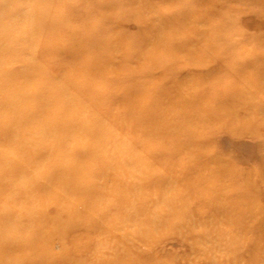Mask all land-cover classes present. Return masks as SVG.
Here are the masks:
<instances>
[{"label": "rangeland", "instance_id": "1", "mask_svg": "<svg viewBox=\"0 0 264 264\" xmlns=\"http://www.w3.org/2000/svg\"><path fill=\"white\" fill-rule=\"evenodd\" d=\"M0 32V264H264V0H0Z\"/></svg>", "mask_w": 264, "mask_h": 264}, {"label": "bare ground", "instance_id": "2", "mask_svg": "<svg viewBox=\"0 0 264 264\" xmlns=\"http://www.w3.org/2000/svg\"><path fill=\"white\" fill-rule=\"evenodd\" d=\"M9 5V4H8ZM10 8V7H9ZM8 8V9H9ZM12 9H13V7L11 8V11H12ZM15 10V9H14ZM11 15V14H10ZM11 31H13V30H11ZM14 32V31H13ZM11 33V32H10ZM0 34L2 35V33L0 32ZM13 34V33H12ZM0 35V36H1ZM5 35V34H4ZM4 35H2V36H4ZM2 36H1V38H2ZM17 37H18V35H17ZM3 46V45H2ZM7 60V59H6ZM16 112V111H15ZM18 112V111H17ZM22 112V111H21ZM61 115V114H60ZM21 116H22V114H21ZM25 116V115H24ZM36 128V127H35ZM4 129V128H3ZM12 130V129H11ZM10 130V131H11ZM14 131V130H13ZM21 131V130H20ZM47 131V130H46ZM1 132V131H0ZM7 134V133H6ZM52 134H54V133H52ZM57 134V133H56ZM58 135V134H57ZM9 137V136H8ZM19 137V136H18ZM80 150V149H79ZM60 152V151H59ZM109 158H110V156H109ZM111 159V158H110ZM107 164V163H106ZM74 165V164H73ZM73 165H71L72 167H73ZM75 166H77V165H75ZM74 166V167H75ZM12 167V166H11ZM78 167V166H77ZM84 167V166H83ZM14 169V168H13ZM78 170V169H77ZM19 172V171H18ZM68 172H70V171H68ZM37 173V172H36ZM52 177V176H51ZM70 178V177H69ZM52 180V178L50 179V181ZM30 189V188H29ZM51 192V191H50ZM17 196V195H16ZM8 211V210H7ZM78 248V247H77Z\"/></svg>", "mask_w": 264, "mask_h": 264}]
</instances>
